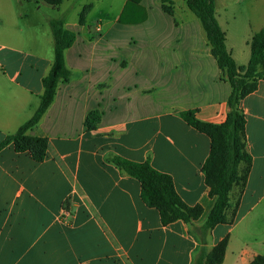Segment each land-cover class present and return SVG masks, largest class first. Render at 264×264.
Instances as JSON below:
<instances>
[{"label": "crops", "instance_id": "1", "mask_svg": "<svg viewBox=\"0 0 264 264\" xmlns=\"http://www.w3.org/2000/svg\"><path fill=\"white\" fill-rule=\"evenodd\" d=\"M234 4L243 10L229 12ZM44 6L64 13L75 34L65 51L72 76L27 132L47 138L42 161L13 141L0 146V264H205L226 237L218 264H249L264 254V79L241 101L253 160L246 186L230 193L232 222L206 230L215 200L203 170L211 138L181 112L223 123L232 86L186 0H174L172 14L161 0H62L58 7L0 0V144L37 110L54 61ZM215 13L228 50L246 66L250 40L264 27V0H215ZM93 111L100 120L89 129ZM116 157L169 174L202 215L163 224Z\"/></svg>", "mask_w": 264, "mask_h": 264}, {"label": "trees", "instance_id": "2", "mask_svg": "<svg viewBox=\"0 0 264 264\" xmlns=\"http://www.w3.org/2000/svg\"><path fill=\"white\" fill-rule=\"evenodd\" d=\"M55 7L62 0H45ZM139 3L141 0H129ZM163 9L172 14L174 0H161ZM188 8L199 18L206 34L211 51L222 71V78L232 86L228 105L229 111L223 123H211L200 120L195 111H182L181 116L191 126L206 133L211 138V152L203 170L210 188L209 195L214 205L204 223L209 230L218 223H231L227 211L231 207L230 193L237 187L242 192L246 186L252 167V156L246 148V119L241 108L242 99L255 91L260 79H264V27L255 32L250 40L251 56L244 67L237 65L226 45V34L215 13V0H186ZM92 5H87L80 13V22L84 23ZM54 37L55 56L49 73L43 78L44 92L33 116L18 130L9 135L0 146L13 141L18 152L29 151L36 161H42L47 152L48 140L44 137H32L28 130L39 123L53 102L61 82L68 81L72 71L67 67L65 51L73 44L75 34L66 28L65 15L49 19ZM100 120L98 111L91 112L86 124L93 129ZM114 162L127 174L136 177L141 183L143 200L157 208L163 224L183 219L191 221L203 213L200 205L190 206L176 192L173 178L155 169L149 162H135L120 157ZM228 237L220 241L207 254L205 264H218L224 259ZM199 264H203V261ZM249 264H264V254L257 255Z\"/></svg>", "mask_w": 264, "mask_h": 264}, {"label": "rangeland", "instance_id": "3", "mask_svg": "<svg viewBox=\"0 0 264 264\" xmlns=\"http://www.w3.org/2000/svg\"><path fill=\"white\" fill-rule=\"evenodd\" d=\"M53 9L54 8L52 6L42 7L41 10L39 11L41 14V17H43L45 20H47L49 22L50 18L59 17V16H62L64 14L62 12H59L57 9H55V10H53ZM242 10H243V7L241 6V4H234V9L229 11V12H240ZM227 16L229 17V14H227ZM52 38L54 39L53 36H52Z\"/></svg>", "mask_w": 264, "mask_h": 264}, {"label": "built area", "instance_id": "4", "mask_svg": "<svg viewBox=\"0 0 264 264\" xmlns=\"http://www.w3.org/2000/svg\"><path fill=\"white\" fill-rule=\"evenodd\" d=\"M63 214H64V215L66 214V215L69 216V215H70V212H69L68 210H64Z\"/></svg>", "mask_w": 264, "mask_h": 264}]
</instances>
